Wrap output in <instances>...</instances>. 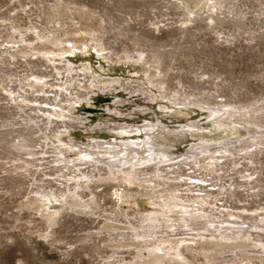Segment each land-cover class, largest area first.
I'll list each match as a JSON object with an SVG mask.
<instances>
[{
    "label": "rangeland",
    "instance_id": "obj_1",
    "mask_svg": "<svg viewBox=\"0 0 264 264\" xmlns=\"http://www.w3.org/2000/svg\"><path fill=\"white\" fill-rule=\"evenodd\" d=\"M209 1L66 0L65 4H57L55 0H0V15L7 14L11 17L10 22L3 23L0 20V25L7 23L18 27L26 33L28 40L35 39L34 34L42 33L50 38L49 42L33 40L29 44L17 33L1 26L0 43L14 44L11 46L12 54L17 57L12 61L10 70L0 67V124L6 118L14 116L15 121L21 123L19 125H24L18 116L27 118L29 114L34 115V109L45 108L50 104L48 107L54 106L53 109H57V113L52 112L51 116L56 130L64 131L62 122H67L68 126L80 127L72 118L86 113L83 104L100 108V113L106 110L102 104H96L98 99L89 100L92 94H97V91L90 88L95 79L100 91L116 93L121 90L119 84L121 85L122 95L118 98L121 99L123 108L117 107L124 116L95 115L90 118L87 126L99 129L88 131L89 133L83 128L73 129L68 134V140L86 143L89 139H98L114 143V146L108 148L119 150L125 149L120 145L121 142H148L147 137L156 135L155 138L159 141L156 145L164 148L166 154L175 156L188 152L194 143H200L202 139L223 143L248 137L249 134L243 130L237 133L231 128H217L207 124L205 118L209 112L202 110L200 106L179 109L170 100L178 94V104H188L189 98L190 104L200 102L209 106L208 108L218 106L220 109L223 104L244 107L260 104L257 107L264 110V0H225L220 10L214 12L218 23L209 19ZM187 6L199 15L186 24ZM138 37L145 40V46L140 43L142 40L137 41ZM155 47L160 52L159 56L154 53ZM143 50L148 51L142 62L116 58V54L124 52L136 57ZM60 56L65 60L64 66L58 64L61 70L58 72L48 60L57 59L60 62ZM66 60H73L75 63L73 72H68ZM85 66L91 69L82 71ZM148 82H152L156 90ZM112 83L116 88H109ZM162 84L164 92L160 88ZM124 92L133 94V97H128ZM9 94L18 97L17 103L25 105V110L16 111V104H10L8 112L7 104L11 102ZM70 94L74 99H86L81 105H76L81 111L69 114L62 110L69 106L72 100ZM21 96L27 99L24 100ZM56 96L59 97L56 99ZM6 98L9 99L8 103L7 100L4 102ZM54 103L61 105L57 107ZM141 109V112L134 114L135 110ZM262 110L255 117L260 121L261 128H264ZM36 113L37 117L40 115L39 126L46 127L47 116H42L39 111ZM67 114L73 117H68ZM150 119L154 122L162 120L165 130L173 133H161L162 127L157 132L140 126L145 124L143 120ZM247 120L250 118L243 120L242 116H238L230 121ZM192 122L203 123L200 129L192 133L198 135L196 138L182 132ZM121 130L127 132L120 134L123 132ZM159 134L162 136H157ZM41 137L43 134L40 133L32 136L33 143H38L36 148L40 147V143L48 141ZM16 142L20 140L16 139ZM145 145L147 144L140 145L143 157L151 153ZM237 149L242 154L240 158L236 155L223 159L216 172L205 168L208 172L201 171L200 176H208L204 180H208L207 185L210 186H200L204 181L200 182V176L194 170L196 167L189 166L188 170L186 167L177 170V174H184L180 179L174 173L170 174L171 186L167 194L180 196L185 201L186 198L190 200L196 196H190L184 189L190 186V182H198L196 188H190L196 190L194 194H198V190H208L212 196H216L210 204H214L216 200L219 208L206 206L207 211H224L222 219L243 221L230 219L226 214L230 212L254 220L253 212L258 210L261 213L264 208V148L263 152H256L251 156H244L242 146ZM52 159L53 156L50 160ZM44 172L52 173L50 169H45ZM190 172L199 179L188 178L189 175L192 176ZM6 175L8 174L0 170V264H264V251L260 249V245L256 246L251 241L192 240V232L184 235L182 232H170L167 228L158 229L155 235L151 232V237L146 241L136 239L134 229L127 219L122 216L116 218L117 211L132 214L133 210L127 205H122L120 209L113 194L116 188L130 193L138 189L136 186H133L134 189L114 182L94 183L92 191L97 196L96 205L94 204L96 207L93 205L95 209L77 207L72 210L71 206L80 203L69 197L62 202L67 209L61 214L59 223L48 225L46 220L52 217L56 209L48 208L50 206L33 192L37 185L47 186L46 179L49 176H43V172L38 171L34 176L38 181H30L32 176L25 179L16 174L13 178ZM251 175L254 178L252 182L248 178ZM42 179L46 182L42 183ZM17 180L23 181V188H15V192H9V189L18 184ZM212 180L228 190L222 188L223 193L219 194L220 186L210 184ZM51 185L55 190L58 187L56 182ZM139 203L141 212L146 214L156 211L160 205L159 200L148 198L140 199ZM245 221L249 222L250 219ZM254 233L256 236H252V239L264 241V229ZM84 238L86 242H81ZM183 242H192L196 251H187L184 256H180L175 249ZM155 248L162 251L152 252ZM182 248L185 247L181 246ZM208 249L219 252L223 249L224 252L206 253ZM218 255L220 257L216 258Z\"/></svg>",
    "mask_w": 264,
    "mask_h": 264
},
{
    "label": "bare ground",
    "instance_id": "obj_2",
    "mask_svg": "<svg viewBox=\"0 0 264 264\" xmlns=\"http://www.w3.org/2000/svg\"><path fill=\"white\" fill-rule=\"evenodd\" d=\"M55 1L57 4L66 3V0H55ZM224 1L225 0H210L209 3L207 4L210 13L209 19L211 21L218 23L219 20L214 12H218L220 10V8L223 6L222 4ZM182 3L183 2H180V4ZM186 9H187L186 11L188 12V19L186 21L187 24L188 22L193 21L194 18H196L199 14L196 11L188 8V6L186 7ZM0 16H1L0 20H2L3 23L11 20L10 19L11 17H8L9 15L7 16V14ZM1 26H5L6 29L8 28L12 32L17 33L20 38H23L24 41L28 42L29 44H31L33 40H37L42 43L44 42V40L50 39L48 36L42 35L43 34L42 33V34H34L36 38L33 40H28L26 39L27 36L26 33L20 31L18 27L7 23L0 25V28ZM138 39L139 40L137 41L142 40L139 37ZM49 41L50 40H48V42ZM142 41L140 43L144 45L145 40ZM11 46H14V44L0 43L1 68L6 67L9 69V67L12 66L13 63L12 61L17 57L12 54ZM30 47L31 46H29V48ZM16 48H18V44H16ZM148 50L146 51L143 50L141 52H138V56L136 57L132 56L131 53L129 52H124L119 55L116 54L117 56L116 58L118 59L123 58L126 61L135 59L134 62H142V60L145 59L144 57H146ZM154 51L153 52L157 54L156 56H159L158 54H160V52L158 48L154 49ZM155 54H153V57ZM64 60L65 59H63V57L60 56V62H58L57 59H49L48 63L52 64L55 71L58 70V72H60L61 70H59L60 67L58 64H60V66L63 64L64 66ZM74 64L75 63L73 62V60H66V68H68L69 66L68 72L74 71L73 70L75 66ZM83 68L84 70L82 71L84 72H87L88 70L91 69L90 67L88 68L87 66ZM94 80L95 79H93L94 85L90 84V88L93 91H97V94L96 93L92 94L93 96L91 95L89 100H94V98L98 99L96 104L98 106L99 104H102L103 107H106V110L100 113V108L91 107L89 105L86 106V104H83L82 106L85 108V110H87L86 113H82L79 116H74V117L69 116V114H72L76 110L81 111L76 105L78 104L81 105L86 100L78 97L77 99H74V97H72V94H70V98H72L70 104L72 105L69 104V106L62 108V110H65L67 113H69L67 114L68 117H73L72 120H75L76 124L80 127L77 126L75 127L74 125L68 126L67 122L66 123L62 122V126H64L65 128L64 131L56 130L55 129L56 126L54 127L55 122L52 120L51 116H52V112L57 113V109H53L54 106H52V108L48 107L50 106L48 102H46L48 106L45 108L41 107L37 110L33 108L35 111L34 115L29 114L27 118H25V116L23 115L18 116V118H20V120L24 122V125H19L21 123L16 122L15 121L16 117L14 116H10V118H6L5 121L2 124H0V149H2V153H0L1 172L4 171L5 173H7L9 175V178H13L15 174L17 177H23L25 179L26 178L28 179L30 176H32V179L30 181H38L37 178L34 177L35 173L38 171L43 172V176L44 175L49 176L50 180L46 179L47 186L46 184H41L39 186L37 185L36 190L33 192L41 200L45 201L46 204L50 206L48 208L56 209V212L52 215L50 219L46 220V223L47 224L50 223L51 226L59 223L60 220L59 218H61L62 216L61 214L63 213L64 210L67 209L62 204V202L66 201L69 197H72L73 199L76 200V202L79 201L80 203L77 206H71L70 209L72 210H75L77 207L84 208L85 210L95 209L94 206L96 205L97 196L94 193V191H92L94 187V183L114 182L119 185L125 184L126 187L129 188L136 186V188L138 189V190H134V193H132L133 191L130 193L127 189H126L127 191L122 192L120 191V189L116 188L113 194V197L116 198L117 203L120 204L119 205L120 209H122V205H127L129 206V208L133 210L132 214L117 211L116 218L122 216L127 219L128 223L134 229V235L136 239L139 240L142 239L143 241H146L151 237L150 234L151 232L153 233V235H155L158 233L157 232L158 229L167 228L170 229V232H182L181 234L184 235L188 234V232H192V234H190L192 236V240L196 238V240L211 239V240H215L216 242H224V241L232 242L236 240L251 241L252 244L256 246L260 245V249L264 251V241L257 240L254 238L252 239V236H256L254 232H258V230L264 229V208H262L263 211L261 213L258 210H255L253 212V216L255 217L253 218L254 220L252 221L251 218H244L240 214H233L230 212H226L227 216L230 219L243 220L240 222L235 220L222 219V217H224V211L222 210H216V212H214V210H212V212H210V210L207 211L206 206H208V208H210V206H212V208H219L216 206V200H214V204H210V202H212V198H216V196H212V194H210L208 190H198V194H194L196 190H190V188H192V186L196 188V184H198V182H190V186L184 189L186 190V192H188V194H190V196H196L190 198V200L186 198L185 201L181 199L180 196H175L173 194H172L173 196H170V194H167V192L169 191L168 188L171 186L170 174L174 173V176H178L177 179L178 178L180 179V177L184 176V174H177L179 172V171L177 172V170H180L185 167L186 170H188L189 166H193L196 167L194 168V170H196V174L200 176V174H202L201 171L208 172V170H210V172H216L218 170L217 168L221 165L220 162L225 158L228 157L233 158V156L236 155L238 156V158H240L242 154H240V152L238 151L239 149H237L240 148V146H242V152H244V156H251L254 155L256 152H263L262 148H264V144H262V142H264V128H261L262 126L260 124V121L258 120V118L255 117V116L258 117V112L262 110V108L257 107L260 106V104H256V106L254 107L224 106L223 104L222 106H220V109H218V106H216V108H208L209 106H206V104H202V103L200 104V102H198V104H190L189 98H188L189 100L188 104L186 102H182V104H178V97H177L178 94H176V96L170 98V100L174 103V105H176V108L179 109L185 107L198 108V106H200L202 110H206V112H209V114L205 118L208 121L207 124L214 125L217 128L219 127L231 128L234 129L235 132L237 133H240V131L243 130L249 134L248 137H244V138L240 137L235 141L233 140L230 142H223V143H213L211 141L209 142L202 139L200 143H194L190 147V150H188V152L180 153L175 156L166 154V150L164 148H159L156 145L157 144L156 142H159L155 138L156 135L147 137L146 140L148 139V142H144L142 140L138 142L136 141L137 143L121 142V144L120 143L119 144L122 145L125 149L121 148L122 150L121 149L118 150L117 148L114 149L113 147L108 148V146L110 147L114 146V143H106L98 139H92V140L89 139V141L86 143L79 142L73 139L68 140L69 138L68 134L71 133L73 129L83 128V130L87 133H89L88 131L99 129L97 127L89 128V126H87L90 118L94 117L95 115L106 114L108 116L110 115L119 116L120 114V117L124 116L122 115L123 114L122 110H120L117 107V106H122V104H120L121 99L118 98L121 97L122 95L121 85L119 84V87L121 89L120 91H117L116 93H112V92L110 93L109 91H105V90L100 91L99 86ZM148 85L151 88H154V86H152V82H148ZM163 87L164 84L160 86V88H162V92H164ZM68 88L69 87H67V89ZM109 88L110 89L116 88V85L112 83L109 85ZM154 90H156V88H154ZM140 92H138V94H140ZM22 94H26V92H22ZM44 94H47V92H44ZM124 94H128V92H124ZM128 95H129L128 97L130 98L133 97V94H128ZM9 96L11 98V102L8 103L9 99L8 100L7 98L4 99V102L5 100H7L8 103L7 104L8 112L10 111L9 110L10 104H16V106L14 107L16 111L25 110L24 108L25 105L23 106L21 105V103L20 104L17 103L19 100L18 97L13 96L12 94H9ZM21 97L24 100L27 99L24 96ZM58 97L59 96H56V99ZM166 100H168V98H166ZM170 100H168V102H170ZM32 101L34 100L32 99ZM41 103H44V101ZM54 104H56L57 107L61 105L58 103H54ZM142 110L143 109L138 111L135 110L134 114L141 112ZM38 111L39 114L40 112H42V116H47L48 121L47 123H45L46 127L44 128L39 126L38 119L40 118V115L37 117L38 114L36 113ZM263 111L264 110H262V112ZM25 112L26 111H24V113ZM262 112H260V114H262ZM7 115H10V113H7ZM238 116H242L243 120H246V118H250V120H247L246 122L230 121V120H234V118H238ZM143 121L145 124L140 126L144 129H149L159 132L160 127H162L161 133L165 131L171 132V130H165L166 127L165 124L161 122L162 120L158 122H154V120L151 119L143 120ZM40 124H42V122H40ZM200 125H203V123L196 124L192 122L189 125L187 124L184 127L185 130L182 132L183 134L189 133L190 136L196 138L198 137V135L196 136L195 134L192 133L196 132L197 129H200ZM57 128H61V127H57ZM124 131L127 132L126 130ZM124 131L121 132L120 134L124 133ZM36 133L43 134V137L41 138L48 140L47 142L40 143L39 148H36V145L38 143L34 144L32 140V136L35 135ZM225 133L227 134L226 131ZM16 134L18 136L15 137ZM157 136H162V134H159ZM16 139H19L20 142H16ZM141 143L147 144L145 146L148 148V150H151V153L145 155V157H143L144 153L141 151L142 149L140 146ZM246 146H250V148H246ZM212 148H220V149L212 150ZM258 149L259 151H257ZM159 151L161 153H159ZM95 153L99 155L96 156ZM52 156L53 159L50 160ZM200 166H202L203 168H200ZM204 168L208 170H204ZM45 169H50L52 173L46 174L44 172ZM190 169H192V167H190ZM102 171L104 173H102ZM190 174H192V172H190ZM8 175H6V177ZM52 176H55L56 178H52ZM193 176L194 174H192V176L189 175L188 178L194 180L199 179L198 177H193ZM210 176H212V174H210ZM204 178H208V176H200L199 179L200 182H202V180L204 181V184H200V186H210L207 185L208 180H204ZM248 178L250 179V182L254 180L253 175L248 176ZM248 178H244V179L248 180ZM46 180L42 179L40 181L44 183L46 182ZM18 181L19 180H17V182ZM213 181L214 180H212L210 184H214V186H220L218 185L217 182L214 183ZM21 182H18V184L16 183V186L14 188L11 186L12 188L9 189L8 191L12 192L14 191L15 188L22 189L24 183ZM53 182H56L58 184L56 190L53 189L51 185ZM200 186H198V188H200ZM133 188L135 189V187ZM222 188H224V190H228L226 189V187L220 186L219 194L223 193ZM11 194H15V193H11ZM206 196H210V198L209 197L207 198ZM143 198L159 200L160 202L159 208L157 207L158 209L156 211L149 214L142 213L140 210L139 200ZM217 214H222V215L219 216ZM247 219H250V221L246 222L245 220ZM114 220L120 221L118 219H114ZM224 220L226 221L224 222ZM192 221H194V224L192 223ZM244 225H247V227H245ZM184 228H188V230H184ZM194 228H196V230H194ZM196 232H198V234H196ZM83 241L86 242L85 238L81 242ZM192 245H193L192 242H183L178 244L175 250L179 251L180 256H184V254L187 251L190 253L196 251ZM181 246L185 248L181 249ZM194 246H196V244H194ZM156 251H162V250L160 248H155L152 250V252H156ZM210 252H216L218 254H222L224 250L222 249V251L220 252L217 250H209V249L206 250V253H210ZM218 257L220 256L218 255L216 258Z\"/></svg>",
    "mask_w": 264,
    "mask_h": 264
}]
</instances>
